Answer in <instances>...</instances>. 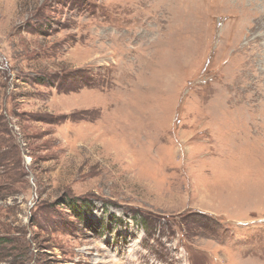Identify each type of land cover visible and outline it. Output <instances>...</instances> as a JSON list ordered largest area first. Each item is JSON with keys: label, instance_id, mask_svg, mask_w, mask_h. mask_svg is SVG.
I'll return each mask as SVG.
<instances>
[{"label": "rangeland", "instance_id": "obj_1", "mask_svg": "<svg viewBox=\"0 0 264 264\" xmlns=\"http://www.w3.org/2000/svg\"><path fill=\"white\" fill-rule=\"evenodd\" d=\"M0 264H264V0H0Z\"/></svg>", "mask_w": 264, "mask_h": 264}, {"label": "bare ground", "instance_id": "obj_2", "mask_svg": "<svg viewBox=\"0 0 264 264\" xmlns=\"http://www.w3.org/2000/svg\"><path fill=\"white\" fill-rule=\"evenodd\" d=\"M254 6H256V5H254ZM253 7V6H252ZM255 36V35H254ZM254 41V40H253Z\"/></svg>", "mask_w": 264, "mask_h": 264}]
</instances>
